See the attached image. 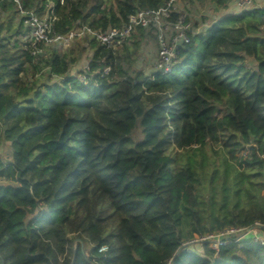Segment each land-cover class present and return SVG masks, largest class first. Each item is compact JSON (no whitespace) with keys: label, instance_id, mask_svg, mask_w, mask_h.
<instances>
[{"label":"trees","instance_id":"1","mask_svg":"<svg viewBox=\"0 0 264 264\" xmlns=\"http://www.w3.org/2000/svg\"><path fill=\"white\" fill-rule=\"evenodd\" d=\"M48 1L65 33L168 0H20L40 17ZM210 1L218 19L169 74L137 69L138 27L110 74L84 85L73 66L90 49L94 71L111 53L83 38L45 45L33 64L17 4L0 0V139L12 149L0 157V264H264L250 237L218 253L187 244L264 224V8Z\"/></svg>","mask_w":264,"mask_h":264},{"label":"built area","instance_id":"2","mask_svg":"<svg viewBox=\"0 0 264 264\" xmlns=\"http://www.w3.org/2000/svg\"><path fill=\"white\" fill-rule=\"evenodd\" d=\"M12 1L17 4V17L28 29L24 41L26 49L33 56V64L44 54L45 45L56 44L61 49H66L76 40L83 38L95 39L106 51L111 53L109 60L105 56L101 57L99 67L94 71H91L90 62L83 69L73 71L71 76L84 85L90 82L95 83L94 77L101 78L110 74L118 63L119 52L133 39L138 27L143 28L146 35H154L158 45L156 58L152 65L153 69L147 74L149 79H154L157 73L169 74L178 59L179 51L190 43L193 35L203 31L201 26L196 25L197 20L201 19L195 10L198 0H168L158 8L140 9L129 15L128 20L116 28L106 30L103 28L94 29L88 25H75L65 33H59L54 28L58 17L52 1H48V11L43 17H40L34 10L24 9L20 0ZM232 2L235 7L229 14L264 8V0H232ZM210 13L211 16H215L213 8ZM88 45L89 42L86 40L85 46L88 47ZM92 54L91 52V56ZM56 77L60 80L64 79V77ZM248 237L253 243L264 247V224L257 221L246 227H227L219 232L196 236L187 244L208 242L209 246L218 253L221 246L231 242L241 244L240 242ZM106 249L107 247L103 246L99 251L103 252Z\"/></svg>","mask_w":264,"mask_h":264},{"label":"rangeland","instance_id":"3","mask_svg":"<svg viewBox=\"0 0 264 264\" xmlns=\"http://www.w3.org/2000/svg\"><path fill=\"white\" fill-rule=\"evenodd\" d=\"M211 8H213V3H211L210 0H204L203 2L198 1V4L196 1V6H195L196 14L198 17H201V19L197 20L196 25L201 26L202 29L207 27V25L209 26L213 21L217 19L218 14H216L215 16L210 15ZM205 18H207V21H205ZM132 42H133V39L129 42V44H131ZM142 47L143 49L141 50L139 54V59H138L139 61H137L138 63L136 66H137V69L144 70L146 74H148L150 70L153 69L152 65H153V61L156 58V52H157V47H158L154 35L152 34L145 35V38L143 39V42H142ZM91 52L92 50L90 49L87 50L85 54L83 55V57L80 59V61L73 66L72 70L74 71V70L83 69L90 62ZM134 136H135L134 137L135 140L142 139V134H141L140 129H137L135 131ZM0 157L5 162H9L12 158V149L10 147V144L1 139H0ZM262 194L264 196V192ZM70 237L72 238V247H75L78 242V237L75 234L70 235ZM191 249H194V250L199 251L200 253H203V248L201 247V245L194 244L193 246H191ZM88 250H89V247L86 244L85 245L86 254H88Z\"/></svg>","mask_w":264,"mask_h":264}]
</instances>
